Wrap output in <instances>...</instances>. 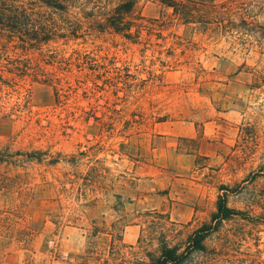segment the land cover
Wrapping results in <instances>:
<instances>
[{
  "label": "rangeland",
  "instance_id": "1",
  "mask_svg": "<svg viewBox=\"0 0 264 264\" xmlns=\"http://www.w3.org/2000/svg\"><path fill=\"white\" fill-rule=\"evenodd\" d=\"M136 2L138 40L37 4L61 37H0V264L149 262L221 193L241 214L187 264H264V11L218 29Z\"/></svg>",
  "mask_w": 264,
  "mask_h": 264
},
{
  "label": "trees",
  "instance_id": "2",
  "mask_svg": "<svg viewBox=\"0 0 264 264\" xmlns=\"http://www.w3.org/2000/svg\"><path fill=\"white\" fill-rule=\"evenodd\" d=\"M114 0H0V37L30 38L33 45L43 40H49L50 36L61 37L58 29L49 27L47 23H37L38 15L32 5H41L66 15L72 22L67 25L66 36H79L81 31L88 33H114L131 40H138L140 31L144 27L143 19L137 13L136 0H121L112 7ZM165 9H172L174 16L189 24H200L205 27L213 26L218 29L235 22L230 19L235 14L241 19V27L250 25L248 19L252 17V9L264 11V3L253 5L238 3L231 0L216 3L214 0H156ZM252 9H249V7ZM75 10V15L71 10ZM250 11V12H249ZM254 23V22H253ZM258 26L260 38L264 40V24ZM253 32V29H246ZM62 32V31H61ZM28 35H31L30 37ZM225 190L222 188L221 191ZM228 205L227 194L221 193L217 200L216 211L209 223L197 228L187 239L183 248L171 246L163 235L160 242V252L149 262L140 264H187L191 257L205 250L207 238L219 230L221 224L240 215Z\"/></svg>",
  "mask_w": 264,
  "mask_h": 264
}]
</instances>
